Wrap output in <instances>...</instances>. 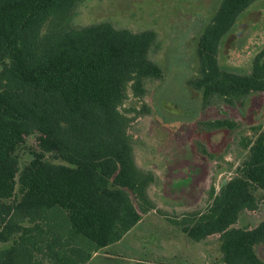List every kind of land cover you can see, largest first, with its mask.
<instances>
[{"label": "trees", "instance_id": "1", "mask_svg": "<svg viewBox=\"0 0 264 264\" xmlns=\"http://www.w3.org/2000/svg\"><path fill=\"white\" fill-rule=\"evenodd\" d=\"M84 1L0 0V264H88L154 209L214 243L215 263L264 264L263 122L235 133L251 97L264 98V48L248 72L219 60L223 38L258 0H222L200 35L185 81L199 110L187 118L146 99L149 83L163 91L168 77L152 56L156 30L72 25ZM130 89L147 103L132 117L121 109ZM141 116L164 132L155 168L137 160ZM29 132L38 149L21 166ZM236 139L246 156L235 175L217 191L212 168L207 204L193 209L192 184Z\"/></svg>", "mask_w": 264, "mask_h": 264}, {"label": "rangeland", "instance_id": "2", "mask_svg": "<svg viewBox=\"0 0 264 264\" xmlns=\"http://www.w3.org/2000/svg\"><path fill=\"white\" fill-rule=\"evenodd\" d=\"M221 1L85 0L78 7L72 25L107 20L117 27H127L135 31L156 30L158 41L152 56L165 65L168 77L162 84L163 91L161 87L157 89L160 82H150L146 99L150 101L153 95L154 102L158 100L157 105L181 118H187L198 113L199 102L187 97L185 81L195 62L193 60L196 57L194 55L198 39L211 22ZM263 48L264 0H258L242 13L235 27L223 38L219 60L226 68L248 72L254 56ZM145 103V98L136 97L130 89L121 109L132 117L137 115V111ZM243 111L245 114L240 119L236 117L243 126L241 132H235L238 139L241 134H251L248 125L263 122L264 127V119L260 118L264 111V98L253 95ZM204 113L207 118L209 111ZM150 117L141 116L133 127L137 160L145 168L159 166L162 158L161 147L166 142L164 132L156 128L155 119ZM32 133L29 132L27 141L19 149L21 166L31 159L32 151L38 149ZM245 156L246 152L236 139L228 143L227 150L220 156L219 165L214 164L211 168L204 165L200 172L203 181L199 178L200 184H192L193 189L189 194V199L199 201L193 209L206 206L211 182L214 181L216 190H220L235 175V168ZM212 168L214 179L211 177L208 184L205 175H211ZM168 178L166 176L167 181ZM184 191L187 190L182 187L181 192ZM162 197L164 204H172L171 207L180 205L181 200H169L165 195ZM173 217L171 213L163 215L158 210H150L119 242L96 252V256L88 264H219L214 261V243L194 241L171 222Z\"/></svg>", "mask_w": 264, "mask_h": 264}, {"label": "crops", "instance_id": "3", "mask_svg": "<svg viewBox=\"0 0 264 264\" xmlns=\"http://www.w3.org/2000/svg\"><path fill=\"white\" fill-rule=\"evenodd\" d=\"M141 220H142V219H141ZM141 220H140V221H141ZM140 221H139V222H140ZM139 222H138V223H139ZM244 222H246V221H244ZM138 223H137V224H138ZM118 242H119V241H118ZM116 243H117V242H116ZM111 245H112V244H111ZM109 246H110V245H109ZM105 248H106V247H105ZM95 254H96V253H95ZM94 256H96V255H94ZM94 256H93V257H94Z\"/></svg>", "mask_w": 264, "mask_h": 264}, {"label": "flooded vegetation", "instance_id": "4", "mask_svg": "<svg viewBox=\"0 0 264 264\" xmlns=\"http://www.w3.org/2000/svg\"><path fill=\"white\" fill-rule=\"evenodd\" d=\"M252 66V65H251Z\"/></svg>", "mask_w": 264, "mask_h": 264}]
</instances>
